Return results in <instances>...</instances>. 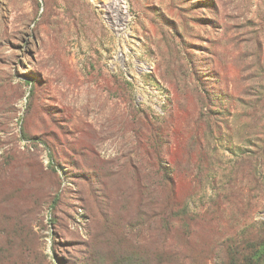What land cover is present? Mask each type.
<instances>
[{
	"label": "rangeland",
	"instance_id": "374dc122",
	"mask_svg": "<svg viewBox=\"0 0 264 264\" xmlns=\"http://www.w3.org/2000/svg\"><path fill=\"white\" fill-rule=\"evenodd\" d=\"M263 241L264 0H0V264Z\"/></svg>",
	"mask_w": 264,
	"mask_h": 264
},
{
	"label": "trees",
	"instance_id": "16d2710c",
	"mask_svg": "<svg viewBox=\"0 0 264 264\" xmlns=\"http://www.w3.org/2000/svg\"><path fill=\"white\" fill-rule=\"evenodd\" d=\"M163 180L169 183L172 182V179L170 177L169 170L163 166ZM264 259V241L258 245L257 248H255L252 253L246 257V263L247 264H258ZM234 264H240L238 261H235Z\"/></svg>",
	"mask_w": 264,
	"mask_h": 264
}]
</instances>
